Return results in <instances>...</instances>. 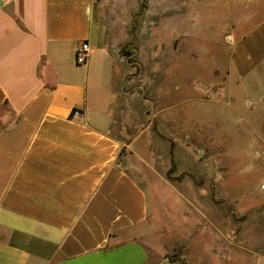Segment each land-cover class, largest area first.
Masks as SVG:
<instances>
[{"label": "crops", "instance_id": "crops-1", "mask_svg": "<svg viewBox=\"0 0 264 264\" xmlns=\"http://www.w3.org/2000/svg\"><path fill=\"white\" fill-rule=\"evenodd\" d=\"M105 5L0 0V264H180L142 240L155 127L121 101ZM234 7L228 77L245 93L263 88L264 114V0Z\"/></svg>", "mask_w": 264, "mask_h": 264}, {"label": "rangeland", "instance_id": "rangeland-1", "mask_svg": "<svg viewBox=\"0 0 264 264\" xmlns=\"http://www.w3.org/2000/svg\"><path fill=\"white\" fill-rule=\"evenodd\" d=\"M101 1L121 101L155 127V215L142 240L180 264H264L263 88L245 93L228 77L239 0Z\"/></svg>", "mask_w": 264, "mask_h": 264}, {"label": "built area", "instance_id": "built-area-1", "mask_svg": "<svg viewBox=\"0 0 264 264\" xmlns=\"http://www.w3.org/2000/svg\"><path fill=\"white\" fill-rule=\"evenodd\" d=\"M88 52H89V45L87 42H81L79 44V47L76 52V63L77 64H83L85 63L87 57H88Z\"/></svg>", "mask_w": 264, "mask_h": 264}]
</instances>
